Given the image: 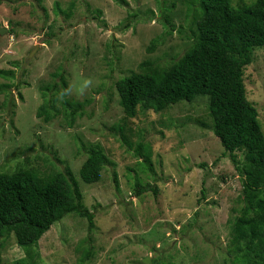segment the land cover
<instances>
[{"label": "rangeland", "instance_id": "1", "mask_svg": "<svg viewBox=\"0 0 264 264\" xmlns=\"http://www.w3.org/2000/svg\"><path fill=\"white\" fill-rule=\"evenodd\" d=\"M201 12L198 0H0L7 28L0 69L14 71L0 75V172L34 168L47 176L69 168L95 213L92 230L87 218L69 213L28 247L10 235L0 243V264H232L229 219L242 206L241 176L213 132L208 96L161 112L139 108L129 118L116 89L123 76L177 62L197 38ZM60 68L68 88L62 99L55 93L57 108L64 99L85 102L73 126L63 114L50 122L37 116L41 85ZM86 79L93 83L81 94ZM244 82L264 130V48L255 49ZM122 135L145 145L156 177ZM93 144L111 162L87 184L80 169ZM136 177L158 193L136 196Z\"/></svg>", "mask_w": 264, "mask_h": 264}, {"label": "trees", "instance_id": "2", "mask_svg": "<svg viewBox=\"0 0 264 264\" xmlns=\"http://www.w3.org/2000/svg\"><path fill=\"white\" fill-rule=\"evenodd\" d=\"M198 2L202 12L195 42L170 67H149L118 79L119 103L126 116L132 118L139 108L161 112L180 101L208 96L213 132L230 154L241 176L243 192L241 208H234L229 219L232 230L227 257L232 264H264V130L257 107L247 98L244 82V68L253 62L255 49L264 48V0L237 6L232 0ZM0 75L13 77L14 71L0 69ZM53 75V82L41 85L44 102L37 116L50 122L63 114L67 125L73 126L84 114L85 102L64 99L62 108H57L55 93L67 89L68 81L63 68ZM2 86L7 89L12 84ZM48 92L53 96L48 97ZM124 128L121 125L119 133ZM122 138L142 159L140 164L156 177L145 145L140 142L134 147L125 135ZM237 151L244 153L243 160ZM86 152L80 176L87 184L97 183L111 160L99 144L90 145ZM114 179L119 189L117 175ZM158 190V185L136 177V196L147 191L156 194ZM69 213L87 218L89 229L95 227V213L83 203V192L69 168L47 176L34 168L0 172V243L14 235L19 246L36 244Z\"/></svg>", "mask_w": 264, "mask_h": 264}, {"label": "clouds", "instance_id": "3", "mask_svg": "<svg viewBox=\"0 0 264 264\" xmlns=\"http://www.w3.org/2000/svg\"><path fill=\"white\" fill-rule=\"evenodd\" d=\"M93 81L91 79H86L83 82V85L80 89L81 94L83 93L84 89H87L88 87H90L92 85ZM67 94V90H61L60 93V98L62 99L64 95Z\"/></svg>", "mask_w": 264, "mask_h": 264}, {"label": "water", "instance_id": "4", "mask_svg": "<svg viewBox=\"0 0 264 264\" xmlns=\"http://www.w3.org/2000/svg\"><path fill=\"white\" fill-rule=\"evenodd\" d=\"M6 32H7V28H6V27H1V26H0V35L5 34ZM31 55H32V53H31Z\"/></svg>", "mask_w": 264, "mask_h": 264}]
</instances>
